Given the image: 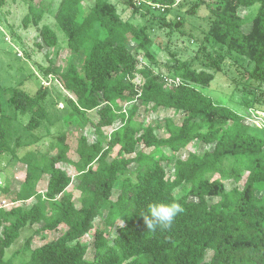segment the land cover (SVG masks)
Masks as SVG:
<instances>
[{
	"label": "trees",
	"instance_id": "trees-1",
	"mask_svg": "<svg viewBox=\"0 0 264 264\" xmlns=\"http://www.w3.org/2000/svg\"><path fill=\"white\" fill-rule=\"evenodd\" d=\"M23 1L28 13L22 27L39 32L36 46L46 49L50 62L45 74L53 75L64 91V126L68 129L77 119L93 128L96 140L90 142L82 135L76 150L79 159L73 161L67 135L61 131L55 154L29 152L21 158L26 176L13 195L14 206L0 207V264H10L6 251L27 226L38 228L18 251L31 252L21 264H264V137L245 125L252 119L250 110L261 103L256 90L245 87L252 95L245 114L216 103L204 93L222 71L211 54L202 69L195 67L194 58L167 65L168 74L156 72L154 41L148 29L124 20L110 0H94L86 10L85 0H63L57 24L73 56L61 70L50 58L49 51L59 45V37L42 24L44 9L36 0ZM126 3L134 14L143 5L136 6L134 0ZM257 3L259 10L245 31L239 11ZM4 4L0 0V6ZM146 7L148 12L164 15L187 7L186 15L192 16L206 9L209 25L199 52L203 48L208 52L206 43L214 42L226 49L228 57L246 58L247 80L264 86V0H152ZM183 16L162 24L184 36ZM6 93L11 112L30 116L26 122L30 132L54 124L48 87L41 85L35 94L20 88ZM142 108L147 113L173 111L183 119L179 124L167 120L168 136H159L154 127L137 119ZM91 112L96 113L94 118ZM12 121L11 116L0 118V154L10 151L15 156ZM107 128L113 131L104 144ZM197 141L204 145L203 152L191 150L186 159L176 157ZM116 149L117 156L110 158ZM164 163L172 169L167 171ZM66 166L78 175L80 207L68 192L73 176ZM44 176L48 182L41 193L38 185ZM225 181L235 186L228 191ZM1 193L8 194V187ZM210 198L217 201L210 203ZM31 200L35 203L25 207ZM172 202L181 204L184 211L171 227L148 229L140 214L151 203ZM98 219L107 228H116L111 240L104 229L95 228ZM61 227L65 231L57 239L32 249L36 236ZM90 234L95 249L92 261L86 258L88 245L81 241Z\"/></svg>",
	"mask_w": 264,
	"mask_h": 264
},
{
	"label": "rangeland",
	"instance_id": "rangeland-1",
	"mask_svg": "<svg viewBox=\"0 0 264 264\" xmlns=\"http://www.w3.org/2000/svg\"><path fill=\"white\" fill-rule=\"evenodd\" d=\"M116 4L119 12L124 20L130 21L139 26L146 27L150 36L153 38V45L151 48L157 64L154 66L156 72L160 74H168L167 65L175 64L177 61H191L196 59L195 67L202 69L208 62L207 54H211L213 59L218 62L222 71L216 74L215 80L209 88L204 89V93L209 94L216 103L222 104L240 114H245L251 104L252 95L247 94L248 87L253 91L256 90L258 94L259 106L253 107L252 111L264 112V86H258L259 81L247 80L248 60L237 54L231 58L226 55V49L214 42L206 43V52L204 48L199 52L202 46L204 33L208 30L209 15L206 9L201 8L198 11V16L186 15L187 7L176 9L168 14L159 13L155 10L148 12V5L152 4V0H134L136 6H140V12L134 14L133 8L130 7L127 0H110ZM45 11V17L42 24L49 25L55 30L59 37V45L50 50V58L52 65L58 66L61 70H65L70 63L73 54L71 53L65 35L58 29L57 14L61 7L63 0H36ZM183 2V1H182ZM94 3V0H85L83 3V10L89 9ZM140 3V4H139ZM146 5V6H144ZM179 7V6H177ZM260 4L257 3L252 7L240 9L239 13L245 19L244 30L250 29L252 19L256 16ZM28 13V4L23 0H5V4L0 6V118L2 115L13 117V129L11 135V147L16 149V154L13 156L12 152L7 151L0 154V207L4 206L10 208L14 205L13 195L19 190L20 185L26 176V165L21 162V158L29 152H39L47 156L56 153L54 147L56 138L60 132H65L67 135V144L70 147L69 158L73 161L79 159L77 154L78 141L82 135H86L90 142L96 140L94 130L91 126L85 127L74 119L72 126L68 129L64 126L63 117L67 115L65 111V103L63 102L64 91L62 86L58 83L53 75L45 74L50 62L46 58V49L40 50L36 46L38 31L35 27L24 29L22 27V20ZM160 14H163L161 16ZM185 19V24L182 28L184 36L175 28L164 27L163 21L172 23L178 21L180 16ZM155 15V16H154ZM137 59H146L140 53L134 52ZM210 61V60H209ZM211 62V61H210ZM149 63V62H148ZM150 64V63H149ZM170 66H168L169 68ZM136 81L140 82L138 78ZM41 85L49 88L48 106L50 112H54L51 116V121L54 124L47 125L45 128L36 132H30L26 127V122L29 121L30 116L27 114L15 115L8 109L9 95L6 91L10 88H20L35 94ZM258 86V87H257ZM246 87V88H245ZM263 102V103H262ZM129 108V105L126 106ZM251 113V111H250ZM95 112L89 113L91 118H94ZM257 119H250L249 126L251 131L264 137L263 128L256 127L257 124H264L263 115H257ZM253 117V116H252ZM259 117V118H258ZM139 121H143L145 126H152L156 129L159 136L166 137L168 132L166 129V121L172 119L175 124H179L183 116L175 114L173 111L160 109L156 112H144L142 108L137 115ZM258 120V121H257ZM12 127V126H11ZM113 131L112 128L104 129L105 134L104 144H106L109 135ZM203 152L204 145L201 142H195L191 149L179 152L176 157L186 159L189 151ZM169 153V151H166ZM117 156V149L112 153L110 158ZM167 171L172 169V165L164 163ZM67 172L73 176V184L68 189L75 197V202L80 207V192L77 191L78 175L71 166H66ZM217 177V176H216ZM48 177L44 176L38 185V191L43 193L46 190ZM227 190H231L235 183L233 181H225ZM8 187L9 193H1V190ZM243 186V182L239 184ZM119 183L113 192V198L116 199L118 194ZM4 200V201H2ZM210 203H215L217 200L210 198ZM35 203L31 200L25 203V207H29ZM120 224V223H119ZM38 226H27L21 230L20 237L15 243L6 251V259L10 264H21L26 257L30 256L31 252L18 253L23 248L27 239L34 233ZM95 228L104 229L107 238L110 240L116 233V228H107L101 219L95 222ZM65 227H61L58 231H48L41 236H36L32 243V249L41 247L51 241L57 239L63 232ZM82 243L88 245L87 260L92 261L95 253L93 246V234L85 236ZM212 252L209 253L210 259Z\"/></svg>",
	"mask_w": 264,
	"mask_h": 264
},
{
	"label": "clouds",
	"instance_id": "clouds-1",
	"mask_svg": "<svg viewBox=\"0 0 264 264\" xmlns=\"http://www.w3.org/2000/svg\"><path fill=\"white\" fill-rule=\"evenodd\" d=\"M184 211L181 204L172 203H151L146 212L141 213L147 228L155 230L157 227L168 229L173 224L175 218Z\"/></svg>",
	"mask_w": 264,
	"mask_h": 264
},
{
	"label": "built area",
	"instance_id": "built-area-1",
	"mask_svg": "<svg viewBox=\"0 0 264 264\" xmlns=\"http://www.w3.org/2000/svg\"><path fill=\"white\" fill-rule=\"evenodd\" d=\"M177 1V3L180 1V0H176ZM140 4V3H139ZM169 83H176V81H173V80H167ZM251 111V115L253 116L252 117V119L254 120V118L255 119H257V116L255 115L256 113H257V115H263V117H264V112H259V111H255V112H253L252 111V109L250 110ZM259 118V117H258ZM258 121V120H257ZM255 123H256V127H261V128H264V124H257L258 122H256L255 121ZM5 202V201H4ZM14 206V205H13Z\"/></svg>",
	"mask_w": 264,
	"mask_h": 264
},
{
	"label": "crops",
	"instance_id": "crops-1",
	"mask_svg": "<svg viewBox=\"0 0 264 264\" xmlns=\"http://www.w3.org/2000/svg\"><path fill=\"white\" fill-rule=\"evenodd\" d=\"M2 201H4V200H2Z\"/></svg>",
	"mask_w": 264,
	"mask_h": 264
}]
</instances>
